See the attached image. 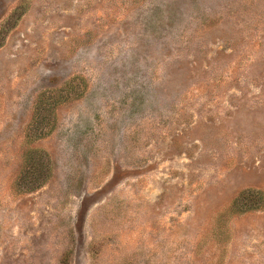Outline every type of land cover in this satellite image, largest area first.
<instances>
[{"label":"rangeland","instance_id":"1","mask_svg":"<svg viewBox=\"0 0 264 264\" xmlns=\"http://www.w3.org/2000/svg\"><path fill=\"white\" fill-rule=\"evenodd\" d=\"M0 264H264V0H0Z\"/></svg>","mask_w":264,"mask_h":264}]
</instances>
